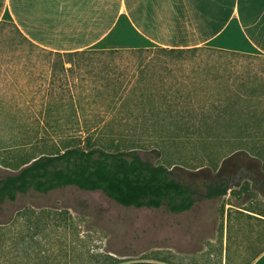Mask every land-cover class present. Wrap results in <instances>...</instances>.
<instances>
[{
	"label": "rangeland",
	"instance_id": "obj_1",
	"mask_svg": "<svg viewBox=\"0 0 264 264\" xmlns=\"http://www.w3.org/2000/svg\"><path fill=\"white\" fill-rule=\"evenodd\" d=\"M3 19L6 22L0 28V178L14 171L7 162H14L16 153L29 149L35 134L59 140L60 134L76 131L77 126L67 124L41 127L42 119L57 111L50 109L47 101L92 99L95 96L85 94L87 87L76 85L83 81L88 86L101 67L134 70L142 60H156L159 53L155 47L125 46L142 45L126 18L93 45L98 50L63 57L26 40L13 18L6 16L0 22ZM69 24L65 26L69 28L55 30L51 35L65 41L75 36L80 39L81 28L92 26ZM210 45L231 50V47H248V40L234 19L214 36ZM199 56L210 65L209 72L232 73L238 78L240 83L234 85V91L245 89L241 85L244 78L253 87L258 84V101L252 97L253 100L240 101L238 105L246 106L251 112L235 114L252 117L254 124L249 131L243 133L237 124L227 131L204 127L190 131L186 127L175 129L172 134L181 137L172 140L169 136L162 155L155 143L161 138L157 137L161 128L158 124L139 126L131 131L130 137L139 140L144 157L168 165L181 163L189 172L211 165L212 160L221 163L222 156L240 147L252 153L262 151L259 158L264 164V140L257 138L264 133V53L246 56L206 50L205 57ZM160 58L170 63L176 61L170 56ZM68 59L71 63L63 67V60ZM212 88L214 96L194 97L193 112L186 116L190 123H200L205 102L210 98L215 101L218 94L225 92L223 88ZM67 111L73 112L70 108ZM92 113V108H88L87 114ZM155 119L161 116L150 115V121ZM139 121L142 124L144 119ZM38 126L42 129L38 130ZM263 249L264 194L247 179L224 196L199 197L191 209L183 212L171 211L166 205L125 206L102 190H86L76 185L49 193L31 190L14 201L6 200L0 208V264H105L110 254L122 260L165 258L175 264H250Z\"/></svg>",
	"mask_w": 264,
	"mask_h": 264
},
{
	"label": "trees",
	"instance_id": "obj_2",
	"mask_svg": "<svg viewBox=\"0 0 264 264\" xmlns=\"http://www.w3.org/2000/svg\"><path fill=\"white\" fill-rule=\"evenodd\" d=\"M12 21L26 40L62 57L99 49H47L32 41ZM5 22L4 19L0 22V28ZM125 46L141 49L155 47L159 52L158 57L154 61H140L134 70L118 66L101 67L94 74L95 77L88 81V86L83 81L76 85L87 87L85 94L95 96L92 99L82 97L71 101H47L48 107L57 111L40 120L43 122L41 127L56 128L67 124L77 126L76 131L60 134L59 140L46 134H35L30 141L31 147L26 148L25 152L16 153L14 162H7L6 165L14 171L0 178V208L6 200L14 201L20 194H27L31 190L49 193L69 185L86 190H102L125 206L157 208L166 205L174 212L191 209L199 197L224 196L243 179L264 194V164L259 158L262 151L252 153L240 147L222 156L221 163L220 160H212L211 165L189 172L181 163L168 165L144 157L139 140L130 137L131 131L139 126L158 124L161 128L157 137L161 138L154 137V140L157 138L156 149L162 155V148H165L169 136L172 140L180 139L181 135L172 134L175 129L186 127L190 131L204 127L224 128L227 131L237 124L246 133L254 124L250 120L252 117H236L235 114L251 112L246 106L240 108L238 105L240 101L248 102L253 98L258 101V84L253 87L244 78L241 85L245 89L234 91V85L240 83L238 78L232 73L222 75L209 72L210 65L199 55L205 57L206 50L229 51L246 56L259 54L210 45L171 47L151 43ZM162 55L176 61L170 63L161 59ZM67 62L71 63V60H63V67ZM213 82L216 85H211ZM212 86L223 88L225 92H221V96L218 94L215 101L210 98L205 102L200 112L203 115L200 123H190L186 116L193 112L191 104L194 97L197 94L214 96ZM88 106L94 113L87 114V109H91ZM69 108L73 111L70 114L67 111ZM150 115L156 118L161 116V119L150 121ZM140 119H144L142 124ZM41 127L38 126V130ZM257 138L264 140V133ZM157 259L171 262L165 258ZM120 261L123 260L110 254L105 264Z\"/></svg>",
	"mask_w": 264,
	"mask_h": 264
},
{
	"label": "crops",
	"instance_id": "obj_3",
	"mask_svg": "<svg viewBox=\"0 0 264 264\" xmlns=\"http://www.w3.org/2000/svg\"><path fill=\"white\" fill-rule=\"evenodd\" d=\"M6 16L32 41L56 51L92 48L122 18L128 19L142 45H210L214 36L236 19L248 47L231 50L264 53V0H0V18ZM69 23L92 26H86L88 32L81 28L80 39L75 36L65 41L51 35ZM116 264L175 263L140 257ZM250 264H264V251Z\"/></svg>",
	"mask_w": 264,
	"mask_h": 264
},
{
	"label": "bare ground",
	"instance_id": "obj_4",
	"mask_svg": "<svg viewBox=\"0 0 264 264\" xmlns=\"http://www.w3.org/2000/svg\"><path fill=\"white\" fill-rule=\"evenodd\" d=\"M63 19H64V18H63ZM68 20H69V19H68ZM65 26H67V25H64V26H63V27H64V29H67V28H69V27H65ZM64 29H63V30H64ZM75 29H76V28H75ZM75 29H74V30H75Z\"/></svg>",
	"mask_w": 264,
	"mask_h": 264
}]
</instances>
